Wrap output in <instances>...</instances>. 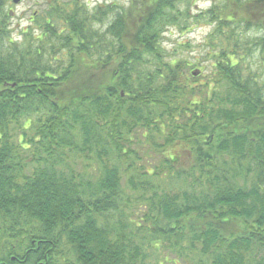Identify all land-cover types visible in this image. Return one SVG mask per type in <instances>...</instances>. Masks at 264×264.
<instances>
[{
    "label": "trees",
    "instance_id": "16d2710c",
    "mask_svg": "<svg viewBox=\"0 0 264 264\" xmlns=\"http://www.w3.org/2000/svg\"><path fill=\"white\" fill-rule=\"evenodd\" d=\"M6 1L0 264H264V85L251 68L264 0L204 12L207 69L162 46L178 0H129L108 23L103 6L45 0L38 34L18 41Z\"/></svg>",
    "mask_w": 264,
    "mask_h": 264
},
{
    "label": "rangeland",
    "instance_id": "374dc122",
    "mask_svg": "<svg viewBox=\"0 0 264 264\" xmlns=\"http://www.w3.org/2000/svg\"><path fill=\"white\" fill-rule=\"evenodd\" d=\"M82 1L88 4L89 11H91L98 5L108 8V13L110 12V10H112V12H110L107 18L103 21L106 23L112 21L117 12L122 11V9L128 7L129 5V0ZM224 4L226 5V2L224 0H178L175 3V10L180 14L178 15V24L177 26H169L171 33H166L167 35L162 42L164 50L170 56L182 60H187L192 64H197L198 69H202L203 67L207 69V62H209V60L206 61L203 57L205 53V46H203L202 43L205 36L214 27V24L209 23L208 19L203 14L214 5L222 8ZM230 4L231 2L229 0V5ZM45 7V0H20L18 3H13L11 0L6 1L2 8L4 13L8 16L9 27L13 29L12 35L15 40H20V32L23 29H32L34 31L33 37L38 34L39 31L35 30L34 19L36 15H40L44 11ZM219 7H217V9ZM187 14L189 15V17H187ZM198 15L200 16L198 17ZM92 27L94 28V30L99 29L100 32L105 30V25L101 24V22L93 23ZM182 27H185V29L181 32L180 28ZM236 30L240 33L243 32V35H246L253 39L259 38L263 35L262 30L255 28V26L246 29L242 26L241 28H236ZM254 56L255 62H251V68L253 72H255L257 77H259L258 83L264 85V51L260 52L259 50H256L253 57ZM205 72L206 70L203 71V73ZM139 138L140 137L138 136V138L136 139L139 140ZM135 140L133 146L134 148L137 147L136 149L140 151L143 160L149 161L151 162V164L156 165L158 161V155L155 156L156 153H153L150 144H146L144 139H140L136 144ZM84 164L85 162L79 159L76 169L78 171H82ZM94 167L95 164H90L88 170H93ZM143 209H145V205L137 206V210ZM133 218H135V215L133 216ZM164 251L165 250L160 248L157 252L159 253V256H161Z\"/></svg>",
    "mask_w": 264,
    "mask_h": 264
},
{
    "label": "water",
    "instance_id": "95a60500",
    "mask_svg": "<svg viewBox=\"0 0 264 264\" xmlns=\"http://www.w3.org/2000/svg\"><path fill=\"white\" fill-rule=\"evenodd\" d=\"M13 3H18L19 0H11ZM198 73L197 72H193V75H197Z\"/></svg>",
    "mask_w": 264,
    "mask_h": 264
}]
</instances>
